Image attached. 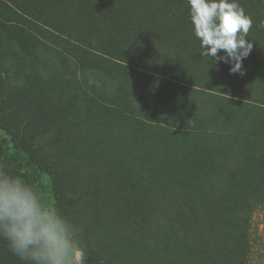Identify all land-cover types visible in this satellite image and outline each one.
<instances>
[{"label":"rangeland","instance_id":"rangeland-1","mask_svg":"<svg viewBox=\"0 0 264 264\" xmlns=\"http://www.w3.org/2000/svg\"><path fill=\"white\" fill-rule=\"evenodd\" d=\"M239 3L253 21L248 33L253 48L242 74L201 56L195 35L179 42L144 19L134 36L140 46L154 50L161 78L137 93L127 85L120 62L105 51L108 29L93 0H0V92L16 97L17 91L37 86L33 72L51 82L57 72L65 79L75 75L77 81L84 76L62 145L57 147L49 134L37 136L46 145L35 142L41 167L29 161L30 152L8 132L30 133L20 113L3 114L8 129L0 125V140L8 142L9 157L27 162L23 178L38 186L43 201L75 226L86 264H223L232 250L224 226L242 204L264 200V6L258 0ZM96 87L114 93L115 102L130 99L132 119L104 109ZM171 117L177 122L167 121ZM133 130L148 135L153 157L164 154L165 131H175L182 156L188 151L203 167L195 187L216 209L201 226L157 210L145 220V232L129 228L128 213L115 205L112 178L122 161L121 140ZM189 169L186 179L193 182ZM253 210L248 264H264V206ZM21 262L0 244V264Z\"/></svg>","mask_w":264,"mask_h":264},{"label":"trees","instance_id":"trees-1","mask_svg":"<svg viewBox=\"0 0 264 264\" xmlns=\"http://www.w3.org/2000/svg\"><path fill=\"white\" fill-rule=\"evenodd\" d=\"M258 1L264 6V0ZM183 3L182 5L178 0H93V7L100 12L108 29V46H105V51L120 62L127 85L135 87L137 93L138 90L142 92L154 79L161 78V74H157L159 72L154 60V50L140 46L134 36L142 23L140 20L146 19L152 23V27L168 30L167 37L173 35L180 42L185 36L195 35L194 28H190L192 22L188 20L190 6L188 2ZM188 21L190 23L187 31ZM260 37L264 40V33ZM141 69L154 73L149 74ZM33 74L40 80L37 86L29 85L17 91L16 97L5 96L4 90L3 93L0 92V125L8 129L3 114L20 113L24 119L23 127L30 133L25 136L21 134L20 128L8 132L12 133V139L19 143L23 150L30 152L29 161L41 167L42 162L37 154L35 142L42 148L46 145L39 144L37 136L49 134L48 139L56 141L57 147L62 145L64 134H69L71 129L74 102L76 97H81L80 84L84 76L79 77L77 81L75 75L65 79V74L57 72L56 79L51 82L39 72ZM96 91L102 93L104 109L113 108L117 114L132 119L134 112L129 103L130 99L124 98L115 102L114 93L98 87ZM167 121L177 122V118L171 117ZM174 132L165 131V141L161 142L164 144V154L158 157L151 155V141L143 130H133L121 140L125 139L124 149L121 151V163L114 167L112 194L116 207L128 213L129 228L133 231L145 232V220L157 210L177 214L188 224L199 227L207 214L216 209L207 204L208 194L197 192L195 187L197 174L203 167L189 158L188 151L182 156V151L176 147L182 142ZM228 133L231 131L228 130ZM8 151V142L0 140V164L6 165L23 177V168L27 162L9 157ZM188 169L195 174L193 176L191 173L193 182L186 179ZM27 182L39 192L34 182ZM240 205L241 201H238L237 206ZM258 205L264 206V200L260 199L249 205L242 204L233 218L232 215L225 220L232 218L230 225L227 223L223 231L231 242L233 252L231 250L223 264L249 263L253 249V209ZM216 206L219 207L220 204ZM0 244L7 245L5 241H0Z\"/></svg>","mask_w":264,"mask_h":264},{"label":"clouds","instance_id":"clouds-1","mask_svg":"<svg viewBox=\"0 0 264 264\" xmlns=\"http://www.w3.org/2000/svg\"><path fill=\"white\" fill-rule=\"evenodd\" d=\"M201 56L243 73L253 21L239 0H188ZM0 241L25 264H86L77 229L20 174L0 164Z\"/></svg>","mask_w":264,"mask_h":264}]
</instances>
